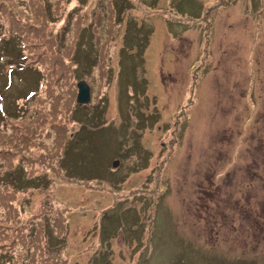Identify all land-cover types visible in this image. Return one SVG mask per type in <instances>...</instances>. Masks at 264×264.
<instances>
[{"label":"rangeland","instance_id":"374dc122","mask_svg":"<svg viewBox=\"0 0 264 264\" xmlns=\"http://www.w3.org/2000/svg\"><path fill=\"white\" fill-rule=\"evenodd\" d=\"M8 37L0 264H264V0H0Z\"/></svg>","mask_w":264,"mask_h":264},{"label":"water","instance_id":"95a60500","mask_svg":"<svg viewBox=\"0 0 264 264\" xmlns=\"http://www.w3.org/2000/svg\"><path fill=\"white\" fill-rule=\"evenodd\" d=\"M76 87H77V97H76L77 104L84 105L88 103V101L90 100V92L88 86L84 83V81H79Z\"/></svg>","mask_w":264,"mask_h":264},{"label":"trees","instance_id":"16d2710c","mask_svg":"<svg viewBox=\"0 0 264 264\" xmlns=\"http://www.w3.org/2000/svg\"><path fill=\"white\" fill-rule=\"evenodd\" d=\"M8 42H9V37H8L6 40H4V41H3L2 39H0V46H3L4 49H5V47H6V45L8 44ZM15 50H16V54H18V57L21 58V57H22V54H21V50H20V48L15 49ZM20 63H21V64H20L19 67L22 66L23 61H21ZM10 71H12V70H10ZM29 94H33V92L29 91ZM30 96H32V95H30ZM0 110H1V111L3 110V105H2L1 103H0Z\"/></svg>","mask_w":264,"mask_h":264}]
</instances>
